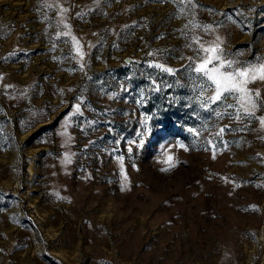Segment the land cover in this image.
<instances>
[{"label":"rangeland","instance_id":"1","mask_svg":"<svg viewBox=\"0 0 264 264\" xmlns=\"http://www.w3.org/2000/svg\"><path fill=\"white\" fill-rule=\"evenodd\" d=\"M195 3L0 0V264H264V128L200 109L185 70L193 35L264 57V0Z\"/></svg>","mask_w":264,"mask_h":264},{"label":"snow or ice","instance_id":"2","mask_svg":"<svg viewBox=\"0 0 264 264\" xmlns=\"http://www.w3.org/2000/svg\"><path fill=\"white\" fill-rule=\"evenodd\" d=\"M177 2L184 5L182 11L186 16L189 12H194L199 7L195 0H177ZM46 7L57 9L61 17L59 25L67 29V31L62 33L58 32L57 38L61 35L71 37V43L75 51V56L72 58L76 59L77 56L79 57L78 63L80 70L83 71L85 64L82 61L85 54L82 51L79 40L71 34V25L67 23L65 14L69 9L58 3L49 4ZM77 15L81 14L77 13ZM189 25H191L192 30L199 28L205 33L214 31L211 25L201 26L195 23L194 15L193 19H190L188 24H185V28H189ZM184 34L187 37V33ZM65 42L67 43L68 41L66 40ZM223 43L219 36L207 42L203 41L201 36L193 35L191 37V43L187 47L193 48V45H196V47L193 48L194 56L188 57L189 64L185 66V70L190 74L191 90L194 96V99L190 98V100L197 103L200 109L214 115L217 119L228 116L229 119L240 123L245 120L249 122L258 120L261 127L264 128V116L256 115L258 111L264 109V96H262L259 87H250V85H254L257 82L264 84V57L258 56L251 61H241L236 58L238 54L226 53ZM53 48H55V45H53ZM149 67H155L168 74H175L174 69L160 63L149 65ZM156 90H159L158 85ZM75 111L80 113L79 104L75 106ZM197 115L199 114L197 113ZM229 128L230 125H224L214 135L222 138L225 130ZM188 131L198 135L195 128H189ZM137 135L141 134L137 133ZM208 143L214 152L216 145L212 144L211 141ZM181 147H184V145H181ZM131 150V147H129L128 151L131 152ZM213 158H215L214 155ZM171 160L172 157L169 156L168 161ZM162 170L166 171L167 169Z\"/></svg>","mask_w":264,"mask_h":264}]
</instances>
